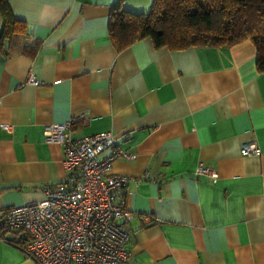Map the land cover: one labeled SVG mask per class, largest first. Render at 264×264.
Returning <instances> with one entry per match:
<instances>
[{
	"label": "crops",
	"instance_id": "1",
	"mask_svg": "<svg viewBox=\"0 0 264 264\" xmlns=\"http://www.w3.org/2000/svg\"><path fill=\"white\" fill-rule=\"evenodd\" d=\"M7 1L27 24L25 41L39 46L0 49V235L11 238L0 239V264H37L4 211L66 179L63 150L43 131L81 112L89 120L74 122L75 137L112 131L135 154L112 169L130 177L126 264H264V72L255 43L172 50L146 37L118 50L108 27L119 0ZM153 1L123 4L144 13ZM247 142L261 153L242 154ZM201 163L219 177L198 174Z\"/></svg>",
	"mask_w": 264,
	"mask_h": 264
},
{
	"label": "built area",
	"instance_id": "2",
	"mask_svg": "<svg viewBox=\"0 0 264 264\" xmlns=\"http://www.w3.org/2000/svg\"><path fill=\"white\" fill-rule=\"evenodd\" d=\"M29 80L39 83L33 76ZM85 112L69 120L47 124L44 139L64 153L66 179L44 187L43 198L4 211V224L26 235L23 250L37 264H126L132 235L125 190L130 177L113 173L119 158L133 160L112 131L83 137L73 135L74 122H88ZM5 128L12 129L9 124ZM242 154H260L254 142ZM216 179L219 173L201 163L196 171ZM0 239L7 240L0 235Z\"/></svg>",
	"mask_w": 264,
	"mask_h": 264
},
{
	"label": "trees",
	"instance_id": "3",
	"mask_svg": "<svg viewBox=\"0 0 264 264\" xmlns=\"http://www.w3.org/2000/svg\"><path fill=\"white\" fill-rule=\"evenodd\" d=\"M0 12V49L8 41V55L20 50L34 53L39 43L25 41L27 24L15 17L7 0H0ZM108 28L118 50L146 37L172 50L251 39L257 48V69L264 72V0H154L144 13L131 11L119 0L113 4Z\"/></svg>",
	"mask_w": 264,
	"mask_h": 264
},
{
	"label": "water",
	"instance_id": "4",
	"mask_svg": "<svg viewBox=\"0 0 264 264\" xmlns=\"http://www.w3.org/2000/svg\"><path fill=\"white\" fill-rule=\"evenodd\" d=\"M8 235V234H7ZM6 238L8 239V240H11V238H10V236L8 235V237L6 236Z\"/></svg>",
	"mask_w": 264,
	"mask_h": 264
}]
</instances>
